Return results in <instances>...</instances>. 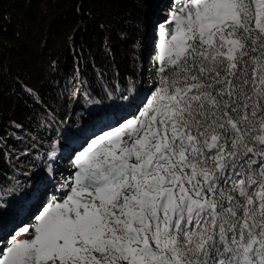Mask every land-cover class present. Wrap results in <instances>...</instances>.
<instances>
[{
  "label": "snow or ice",
  "instance_id": "obj_1",
  "mask_svg": "<svg viewBox=\"0 0 264 264\" xmlns=\"http://www.w3.org/2000/svg\"><path fill=\"white\" fill-rule=\"evenodd\" d=\"M159 86L74 158L0 264H264V0H183Z\"/></svg>",
  "mask_w": 264,
  "mask_h": 264
},
{
  "label": "trees",
  "instance_id": "obj_2",
  "mask_svg": "<svg viewBox=\"0 0 264 264\" xmlns=\"http://www.w3.org/2000/svg\"><path fill=\"white\" fill-rule=\"evenodd\" d=\"M182 4L183 0H0V253L13 237L32 238L22 228L29 226L31 232L37 215L11 237L17 225L8 230V216L15 220L25 215L31 204L27 201L53 178L70 193L75 157L65 172L60 169L71 149L76 155L85 150L86 144L77 151L81 136L92 139L146 106L160 81V30L172 31L174 25L166 21ZM93 117L94 133L87 130ZM38 138L57 142L60 155L53 157L58 151L46 145L48 156L34 153L26 161L28 171L19 174L12 160H23L17 152L26 140L43 146ZM48 199L60 201L55 196ZM31 212L28 208L27 215Z\"/></svg>",
  "mask_w": 264,
  "mask_h": 264
},
{
  "label": "rangeland",
  "instance_id": "obj_3",
  "mask_svg": "<svg viewBox=\"0 0 264 264\" xmlns=\"http://www.w3.org/2000/svg\"><path fill=\"white\" fill-rule=\"evenodd\" d=\"M76 90H75V92H74V94H73V97H74V100L76 99V97L74 96V95H76L77 93H78V91H79V87H80V85L77 83L76 85ZM77 107V106H76ZM78 109V108H77ZM89 113H92V110H89ZM87 115H85V117H86ZM72 119H74V117H72ZM75 120V119H74ZM76 121V120H75ZM91 122V125H89V123L87 124V130L88 131H90V132H92V133H94V131L96 130V126H95V122H96V117H93L92 118V120H90ZM93 130V131H92ZM94 135V134H93ZM68 136L71 138V137H75V136H73L72 134H71V132H69L68 133ZM96 137V135L94 136V137H92V139L93 138H95ZM89 138L88 137H84L83 135L81 136V138L79 139V142L81 143L80 144V146H79V148H78V150L77 151H82L83 150V148H85V146H87V144L88 143H90V141H91V139L90 140H88ZM37 140H40L39 138L37 139ZM40 142H42L43 143V146H37L35 143H33V142H31V141H28V140H26V145H25V147L21 150V151H18L17 153H18V155H20L21 157V159H23V160H20V159H17V160H12V165H13V167H15L16 168V170H17V172L19 173V174H22V175H24L25 174V171H28V163L26 162V161H29V160H32L33 159V154L34 153H36V154H38V156L40 157V158H45V157H47L48 156V154H49V151H48V149H46L44 146H50V147H52L53 146V148L55 149V150H57L58 151V154H56V155H54V154H52V156L53 157H56V156H59L60 155V147H58V144H57V142H55L53 145L50 143V142H47V141H42V140H40ZM84 144H86L85 146H84ZM75 151V150H74ZM74 151H72V149H71V153H72V155H71V157L69 158L70 160L71 159H73L74 157H75V155H76V152H74ZM19 152H20V154H19ZM69 160V162H64L62 165H61V169H60V171H64L65 172V167L67 166V165H70L71 164V161ZM28 176L30 177V180H32V178L34 177L33 175H31V174H28ZM39 178L41 179L42 178V176H39ZM36 179H37V177H36ZM54 189L55 190H57V192H59V193H55L54 195H55V197H57V198H59V200H61L62 198H64L65 197V195L67 194V193H65V192H63V190H62V188H61V183L60 182H58V180H54ZM1 195V194H0ZM23 197V196H22ZM31 198V197H30ZM24 199V198H23ZM29 202H31V201H27V203H29ZM36 202V200L35 199H32V206H33V214L34 215H27V210H28V208L30 209V207H25V211H26V214L24 215H21V216H19V217H17V218H15V220L11 217V216H8L7 217V221H6V223H7V225H8V230L11 228V225H13L14 223L17 225V226H15L12 230H11V232H10V237L11 236H14L15 235V233H16V231H17V229L19 228V227H21V225L23 224V223H29L33 218V216H35V215H37L38 213H40L41 211H42V209H43V207H45V205H47L48 203H47V199H46V197H41V198H39L38 199V201H37V203H35ZM23 216V218L21 219V217ZM18 223V224H17ZM15 228H17L15 231H14V229Z\"/></svg>",
  "mask_w": 264,
  "mask_h": 264
},
{
  "label": "water",
  "instance_id": "obj_4",
  "mask_svg": "<svg viewBox=\"0 0 264 264\" xmlns=\"http://www.w3.org/2000/svg\"><path fill=\"white\" fill-rule=\"evenodd\" d=\"M17 228L14 229V231L16 230Z\"/></svg>",
  "mask_w": 264,
  "mask_h": 264
}]
</instances>
